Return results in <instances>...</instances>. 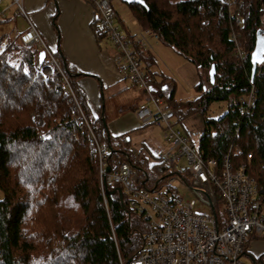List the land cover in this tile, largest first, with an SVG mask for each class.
I'll return each instance as SVG.
<instances>
[{"label": "trees", "instance_id": "trees-1", "mask_svg": "<svg viewBox=\"0 0 264 264\" xmlns=\"http://www.w3.org/2000/svg\"><path fill=\"white\" fill-rule=\"evenodd\" d=\"M143 2L126 5L142 31L155 33L199 72L215 68L209 90L200 81L194 87L197 97L181 102L175 82L149 72L150 57L136 47L152 95L164 101L176 122L198 113L204 124L198 144L202 158L219 163L230 150L233 168L245 164L264 195V63L252 78L250 62L257 33L264 35V0H237L234 15L222 0ZM19 35L0 36V264H125L138 255L146 224L125 199L122 208L112 193L115 186L101 189L97 152L72 119L76 104L106 146L111 169L130 164L141 186L162 183L169 173L157 157L147 165L132 156L127 136H111L102 118L91 117L75 85L80 74L65 62L73 96L64 91L59 75L44 77L36 65L37 49L21 44ZM236 43L242 56L235 53ZM251 84L255 107L244 114L239 99ZM217 102H226L227 110L212 119L207 111ZM248 248L249 243L245 254ZM256 260L264 264V253Z\"/></svg>", "mask_w": 264, "mask_h": 264}, {"label": "built area", "instance_id": "built-area-1", "mask_svg": "<svg viewBox=\"0 0 264 264\" xmlns=\"http://www.w3.org/2000/svg\"><path fill=\"white\" fill-rule=\"evenodd\" d=\"M20 1L12 0L21 9ZM85 1L94 7L98 28L118 51L127 81L149 95L148 103L137 106L135 118L142 124L162 127L168 143L165 151L157 156L161 167L169 173L162 183L159 179L160 182L141 186L137 171L126 162L106 173L107 148L98 142L93 127L76 104L72 119L97 152L101 189L107 185L120 188L128 209L146 224L138 255L125 264H240L246 245L251 240L264 239L261 188L248 176L245 164L233 168L230 150L219 163L214 159L204 160L198 148L176 127L173 112L161 98L152 95L150 76L135 48L149 52V39L158 41L157 35L150 30L137 36L127 34L116 23L112 0ZM222 1L234 15L237 0ZM3 17L0 13V18ZM19 41L24 46L35 47L37 55L43 52L40 63L36 58L38 69L44 77L59 75L64 91L73 96L60 56L46 45L31 24L19 35ZM236 44L235 53L242 56ZM204 89L209 90L208 77ZM239 101L242 113L252 112L256 102L252 84ZM234 149L239 151L238 147ZM246 158L250 159L251 153ZM179 189L186 193H180ZM120 264L124 263L120 261Z\"/></svg>", "mask_w": 264, "mask_h": 264}, {"label": "crops", "instance_id": "crops-1", "mask_svg": "<svg viewBox=\"0 0 264 264\" xmlns=\"http://www.w3.org/2000/svg\"><path fill=\"white\" fill-rule=\"evenodd\" d=\"M3 2L4 0L0 6ZM124 5H118L120 11L113 8L117 23L127 34L137 36L142 30L126 4ZM12 7H15L16 13L22 12L24 16L26 10L33 19L31 22L25 16L27 28L15 35L23 33L31 24L52 51L58 50L63 65L65 62L76 74H80L75 79V85L84 94L91 117L94 120L102 118L111 136H127L132 156L146 159L149 165L152 158L165 151L168 143L165 141L163 128L142 124L134 116L140 103L149 102V95L127 81L123 62L116 48L105 37L96 35L94 28L98 26L92 4L85 0H21L20 9L10 0L8 6L0 9V13L4 15L0 24L9 22L6 11ZM127 15H131L133 20ZM149 43L151 50L144 52L152 62L149 72L171 78L176 84L175 98L178 101L195 99L193 95H188L190 97L184 100L179 99L178 88L180 86L184 91H194L200 81L206 83L205 71L199 72L192 63L182 60L173 49L159 41L149 39ZM191 114L181 121L175 120L176 127L187 136L189 143V135L193 136V130L191 131L187 118ZM199 117L202 120L200 115ZM181 124H184V130L179 127ZM203 128L202 120V132ZM263 253H258V256Z\"/></svg>", "mask_w": 264, "mask_h": 264}, {"label": "rangeland", "instance_id": "rangeland-1", "mask_svg": "<svg viewBox=\"0 0 264 264\" xmlns=\"http://www.w3.org/2000/svg\"><path fill=\"white\" fill-rule=\"evenodd\" d=\"M175 1H177V0H175ZM9 2H10V0H4V2L0 6V9H4L6 6H8ZM120 4L125 6L120 0H112L111 1L112 7L114 9H116L117 11H120V9L118 7V5H120ZM24 14L31 22L33 21L30 13H28L25 10ZM6 16L9 17L10 20H9V22L7 24H0V36L1 35H6L8 37H11V36L15 35L17 32L27 28L28 25H27V21H26L25 16L23 15L22 12H17L16 13L15 12V7H12L10 9H8L6 11ZM127 16L130 18V20H133L131 18V15H127ZM0 20H1V18H0ZM132 22H134V21H132ZM126 24L129 25L127 23V20H126ZM117 25L122 29V26L119 23H117ZM205 73H206L205 78H207L208 77V70ZM185 92H187V93H185ZM188 95H193V96L197 97V94L195 93V91H192V90L191 91H189V90L184 91L179 86L177 97L179 99L184 100V99H186V97H190ZM226 110H227V103L226 102L212 103L210 105V107L208 108L207 116L212 118V119H218L225 113ZM187 122L191 126V131L193 130V136L189 135L190 143L195 148H198L199 137H200L201 132H202V120L200 119V117H199V115L197 113H192L187 118ZM179 127H181L183 130L185 129L184 128V124L179 125ZM186 131H187V129H186ZM183 163H184V161L181 160L180 164L182 165ZM179 191H180V193H186L185 190H183V189H179ZM248 252L249 253L244 254L240 258V264H255L253 259L256 260L257 256H258V253L264 252V239H260V240H257V241L251 240L249 242Z\"/></svg>", "mask_w": 264, "mask_h": 264}, {"label": "water", "instance_id": "water-1", "mask_svg": "<svg viewBox=\"0 0 264 264\" xmlns=\"http://www.w3.org/2000/svg\"><path fill=\"white\" fill-rule=\"evenodd\" d=\"M120 1L126 5L132 4V3H137L140 5L144 4L143 0H120ZM262 33H263L262 30L257 33L255 47H254V49L251 53V56H250V62H251V66H252V68H251L252 78H253L254 73L256 71V67L258 65H262L264 63V35H262ZM43 57H44L43 52H39L37 55V60L39 63L42 61ZM214 77H215V68L213 65H211V67L208 70V80H209L210 85L214 83ZM102 121H103V124L106 126L105 121L103 119H102ZM109 171H110V167L107 166L105 168V172L108 173ZM103 185L105 186L104 182H103ZM105 188H106V186H105ZM112 193H116L118 195L119 202H120L122 208H124V202H123V198H122L121 189L115 188L112 191Z\"/></svg>", "mask_w": 264, "mask_h": 264}]
</instances>
